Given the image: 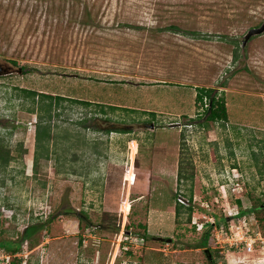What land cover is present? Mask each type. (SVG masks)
Returning <instances> with one entry per match:
<instances>
[{"label":"rangeland","instance_id":"1","mask_svg":"<svg viewBox=\"0 0 264 264\" xmlns=\"http://www.w3.org/2000/svg\"><path fill=\"white\" fill-rule=\"evenodd\" d=\"M263 22L264 0H0L12 71L0 75V143L14 157L0 169V242L21 244L14 262L264 264L262 247L221 253L203 218L243 216L264 234V208L249 211L264 201V33L243 47ZM201 87L225 98L226 122H206ZM41 93L66 97L51 118ZM182 165L193 182L179 180ZM179 195L191 222H176ZM126 223L148 235L130 255L118 246ZM12 256L0 248V264Z\"/></svg>","mask_w":264,"mask_h":264},{"label":"trees","instance_id":"2","mask_svg":"<svg viewBox=\"0 0 264 264\" xmlns=\"http://www.w3.org/2000/svg\"><path fill=\"white\" fill-rule=\"evenodd\" d=\"M127 26H132V27H137V24H127ZM170 29L175 30L176 32H180L181 29L179 28L178 25L175 24H171ZM186 32V31H184ZM192 33L190 34H195V31H190ZM238 56V53L236 52V57ZM24 92L27 95H36L35 91H31V90H27L25 89ZM43 95V97L49 98L51 99L49 103H47L46 105V112L49 118L52 117V106H53V99L55 97H53L54 95H49L46 93H41ZM57 104H59L60 101L65 100L66 97H60L57 96L56 98ZM204 99L208 100L207 103V109L205 110V115H206V122L207 121H214V122H218V121H222V122H226L228 120V111H227V105H226V101L225 98L223 96L218 97L217 95L214 94V89H210V88H205V87H201L198 88L197 90V101L200 102L201 104L204 103ZM74 100V99H73ZM75 102H84V101H76ZM83 104H90L89 102H84ZM119 108L117 106L111 105V109H116ZM43 126H49L48 123H46ZM43 126H38L37 130H36V137H37V141H38V145H45L46 141L51 140L52 133L48 132L45 128V130H42ZM1 142V141H0ZM14 159V157L12 156V154L10 153L9 149L6 148L5 144L0 143V169L3 168L5 169L10 162ZM194 171L191 168H187L185 166H181L179 174H178V178L179 180H190L191 182H193L194 180ZM191 200V199H190ZM239 204H242L241 201H238ZM264 208V201L260 203V205L258 207H253L251 209H249L250 212L256 211L258 209H262ZM193 212H194V206L192 204L187 205H183L182 203L178 202L175 205V217H176V222L178 223L181 220V216L183 214L187 215V221L191 222L192 220V216H193ZM66 214H75V216L80 220V221H84L88 219V214L85 213L82 210H78V211H72V210H68L65 211ZM241 214H245V212L243 211ZM86 223V227H93V229H101V223L99 224H92V223ZM110 226H108L109 228ZM120 228V223L119 225H117V227H115V229L118 231ZM126 230L130 231V227L129 225L126 226ZM133 232V231H132ZM251 232V231H249ZM33 233L32 228L29 229H25V234H24V238H28L31 234ZM133 234H135V236L137 237H141L144 239V242L146 239H148V235L147 233H140V232H133ZM155 238V237H152ZM209 238V233L205 232L204 233V239L202 241V243L198 246L200 248H206L207 245V240ZM160 241H166L165 238H159ZM80 242H82V237H80ZM125 243V241H124ZM145 246V245H144ZM0 248L3 250H8L10 252V254H12L13 258H12V263L11 264H16L14 261L17 260L16 258V254H18V252L21 250L22 246L21 244H15L13 246V243L10 245H7V241L5 242H0ZM123 251V250H121ZM134 251V249H128L127 251H124L125 253H127L128 255L132 254ZM207 256H212V251L209 249V251H207ZM20 264L22 263L21 259H19ZM213 264H217V257L216 259L213 258L212 260Z\"/></svg>","mask_w":264,"mask_h":264},{"label":"built area","instance_id":"3","mask_svg":"<svg viewBox=\"0 0 264 264\" xmlns=\"http://www.w3.org/2000/svg\"><path fill=\"white\" fill-rule=\"evenodd\" d=\"M177 201L182 203L183 205H189V201L184 199L181 195L177 197ZM205 206L208 207L209 205L205 204ZM128 214L129 211L125 213L124 218H127ZM234 214L236 215V213ZM203 218H207L206 223L209 222L211 227H213L212 237L215 242V246L217 247V249H219L221 253L224 252V250L226 249L227 251H233V253H235L237 250L240 251L242 249H244L247 253H252L256 251L257 246L262 247L264 249V234H262L260 231L249 232V230L244 227L246 220L243 216L240 218L238 215H236L234 217V223L228 221L229 225L217 223V220L213 215H203ZM193 223L197 224L200 230L205 225V223L198 224L196 220ZM126 226L127 223L124 224V226L122 227V233L119 235L118 242L120 250L123 251H127L128 249H130V245L132 243L131 241L133 238L135 240H140L141 242L144 241L143 238L135 236L132 231L126 230ZM16 255L19 256V253ZM7 264L11 263L7 261Z\"/></svg>","mask_w":264,"mask_h":264},{"label":"water","instance_id":"4","mask_svg":"<svg viewBox=\"0 0 264 264\" xmlns=\"http://www.w3.org/2000/svg\"><path fill=\"white\" fill-rule=\"evenodd\" d=\"M262 33H264V22L258 27L251 28L246 33V35L244 37V41H243V47L247 44V42L251 39V37L260 35ZM21 71H22V69H20L19 72H21ZM10 72H12L10 68H6L0 63V75L1 74H8ZM146 126H148L149 128H154V124L153 123H151L149 125L146 124Z\"/></svg>","mask_w":264,"mask_h":264},{"label":"crops","instance_id":"5","mask_svg":"<svg viewBox=\"0 0 264 264\" xmlns=\"http://www.w3.org/2000/svg\"><path fill=\"white\" fill-rule=\"evenodd\" d=\"M122 208V207H121ZM127 210H128V207L126 206V207H124V208H122V211H124V212H127Z\"/></svg>","mask_w":264,"mask_h":264}]
</instances>
